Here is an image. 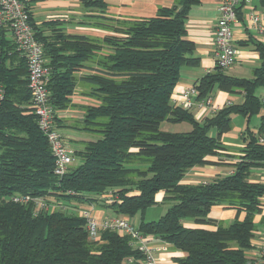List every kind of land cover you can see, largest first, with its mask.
Returning <instances> with one entry per match:
<instances>
[{"label":"trees","instance_id":"1","mask_svg":"<svg viewBox=\"0 0 264 264\" xmlns=\"http://www.w3.org/2000/svg\"><path fill=\"white\" fill-rule=\"evenodd\" d=\"M202 0H178L170 8H159L147 19L115 20L103 15L105 0H84L83 7L97 10L98 27L111 36L92 40L67 35L60 21L40 25L30 13L36 39L41 43L50 69L47 89L55 111L71 108L79 81L92 85L96 106L84 107L81 130L97 137L75 151L82 163L59 177L55 159L31 108L26 60L0 28V264H127L142 262L140 252L128 236L111 230L92 239L86 219L78 214L81 206L94 205L114 216L134 219L141 216L139 232L171 245L183 253L175 264H246L252 242L257 237L255 217L262 213L264 183L251 181L255 170L264 168V117L258 132L250 128L241 135L244 148L231 174L198 185L182 184L190 170L207 165L227 151L224 134L232 129V117L249 122L264 109V98L256 94L264 88V44L254 42L261 65L252 79L236 78L220 67L196 84L197 101L212 98L215 91L242 92V104L229 103L213 116L198 121L191 110L172 104V95L181 69L197 66L191 55L195 45L187 38L186 21L190 9ZM238 8L244 22L243 7ZM257 7L264 11V0ZM182 9V11H180ZM47 30L50 33L47 34ZM89 63L94 66L88 65ZM83 69L92 76L77 79ZM58 121V117H56ZM164 122L188 123L186 133L166 132ZM215 130L216 134L211 135ZM108 191L114 201L101 198ZM170 205L157 221L146 222L147 209ZM30 195L38 203H16L15 196ZM62 202L63 208L51 210ZM216 205L236 210L234 221L225 226L209 218ZM245 213L240 220L239 215ZM184 220L216 230L187 228Z\"/></svg>","mask_w":264,"mask_h":264},{"label":"crops","instance_id":"2","mask_svg":"<svg viewBox=\"0 0 264 264\" xmlns=\"http://www.w3.org/2000/svg\"><path fill=\"white\" fill-rule=\"evenodd\" d=\"M84 0H26L27 6L38 25L50 22L60 21L62 29L67 35L84 36L92 40H102L113 33L108 29L99 28L96 18L100 16L97 10H88L83 7ZM253 8L261 11L257 7L258 0H252ZM107 3L106 13L103 15L107 19L115 20H137L154 17L159 8H170L175 5L178 0H105ZM222 0H202L200 4L193 6L188 14L186 21L187 38L195 45V50L191 55L198 59L197 66H185L181 69L180 79L174 89L172 95V104L179 106L182 103V95L204 77L207 73L213 72L216 68L214 59L215 43L214 32L217 21L221 17ZM251 10L250 5L243 7L244 22L237 26L233 31L234 45L238 50L236 63L226 70V74L236 78L252 79L256 68L261 65V59L255 49L254 42L264 44V36L251 32L249 29L248 14ZM47 34L50 30L46 31ZM8 38L12 41V36L7 32ZM88 65L94 66L89 63ZM94 71L83 69L76 74L77 79L92 76ZM258 88L259 97L264 98V90ZM92 85L79 81L75 92L72 96V107L57 113L58 121L56 126L61 135L66 139V135L70 132L78 131L75 124L84 122V107L96 106L98 100L92 97ZM244 94L242 92L229 94L222 91H215L212 96V105L206 109H195L193 111L198 121H203L214 115V111L221 109L229 103L242 104ZM264 117V109L256 116L254 126H250L252 119L245 123L244 121L236 129V132H229L223 135L222 143L227 147V151L219 154L218 157L211 158V161H219L217 165H207L197 167L189 171L183 179L182 184L198 185L214 180L217 177L225 176L233 172L232 164L237 162L241 156V149L244 143L241 135L247 127L251 132L257 133L261 124V118ZM234 117H232L233 123ZM169 123V122H168ZM173 124V123H169ZM173 132L170 130H163ZM74 144L81 149H73L80 151L84 148L88 140L82 138H71ZM72 150V149H71ZM72 150V151H73ZM251 181L264 183V168L255 170L252 173ZM164 193L161 192L156 196L157 205L161 204ZM262 213L255 217V223L261 228L257 229L256 236L264 232V198L262 199ZM93 214L98 221H103L106 217H114L112 211L104 207L97 208L94 206ZM236 210L228 209L223 205H216L212 208L209 218L217 223L225 226L231 224L237 217ZM245 213L239 215L242 220ZM145 218V217H144ZM135 219V218H134ZM141 221V217H140ZM140 223V222H139ZM138 223V225H139ZM183 224L187 228H205L208 230H216L215 226L197 225L192 220H184ZM137 225V226H138ZM147 246L154 253V256L160 261L159 264H175L174 259L183 257V253L175 250L171 245L157 239L148 238ZM133 264H144L142 262H134Z\"/></svg>","mask_w":264,"mask_h":264},{"label":"built area","instance_id":"3","mask_svg":"<svg viewBox=\"0 0 264 264\" xmlns=\"http://www.w3.org/2000/svg\"><path fill=\"white\" fill-rule=\"evenodd\" d=\"M243 2L245 5L251 6L248 14L249 29L253 33L264 36V11L253 8L252 0H222L221 17L217 21L214 32V59L216 66L223 70L232 67L237 61L238 50L234 45L233 31L241 24L238 8ZM30 13L26 0H0V28L5 27L8 30L16 50L27 62L31 108L37 118L40 130L44 133L52 150L55 159L54 172L57 176L63 177L75 160L74 152L67 146L56 126L57 111L49 103L47 89L50 69L44 57L43 47L35 37ZM198 95L195 87L187 90L182 95V103L179 106L191 111L197 108L211 107L212 98L197 101ZM3 98L4 88L0 83V102ZM218 110H215L214 114ZM259 143L264 144V136L259 138ZM101 198L106 204H111L114 201V194L112 191H108ZM12 200L23 204L35 201L40 208H49L46 201L33 198L30 195L15 196ZM62 208V202H59L52 205L50 209L54 211ZM94 208V205L81 206L77 211L81 217L86 219V226L92 239H98L99 232L102 230H111L121 236H128L132 240V244L145 255L144 264H159L160 261L146 244L147 238L133 224V219L126 216H114L98 221L93 214ZM134 262L133 259H129L127 264ZM246 264H264V232L253 240Z\"/></svg>","mask_w":264,"mask_h":264},{"label":"rangeland","instance_id":"4","mask_svg":"<svg viewBox=\"0 0 264 264\" xmlns=\"http://www.w3.org/2000/svg\"><path fill=\"white\" fill-rule=\"evenodd\" d=\"M260 89V88H259ZM264 90V88H261ZM259 90L256 91V93H258ZM260 96L261 94L258 93ZM234 120H233V123H232V129H231V133L232 132H236V129L239 125L242 124V122L244 121V124L247 123V120L246 118L240 116V115H234ZM252 123L250 124V126H254L255 125V122L256 121V117L252 118ZM246 126V124L244 125ZM84 127V122H78L75 124V128H77L76 130L78 131H75L74 132H70V135H66V143H67V146H69L70 149H81L79 147H77L74 142L71 141V139H69L70 137L68 136H71V138H82L84 140H95L97 139L96 136L94 135H91L83 130H81V128ZM161 129L162 130H170V131H173V132H177V133H186V132H189L191 130V126L188 124V123H179V124H169L168 122H164L161 126ZM246 130V129H245ZM216 132L215 130L213 129L211 131V135H215ZM64 138V137H63ZM74 152V157H75V151L73 150ZM82 163V161L80 159H77L75 158L74 162L71 164V167L70 168H76L78 167L80 164ZM170 205L168 204H158V205H155L149 209H147L146 213H145V221L146 222H151V221H157L159 220L167 211V209L169 208ZM112 213V212H111ZM113 214V213H112ZM114 216V215H112ZM140 215L136 216L135 219L132 220L133 224L137 227L138 223L140 222ZM261 227L259 225H257V229H260Z\"/></svg>","mask_w":264,"mask_h":264},{"label":"water","instance_id":"5","mask_svg":"<svg viewBox=\"0 0 264 264\" xmlns=\"http://www.w3.org/2000/svg\"><path fill=\"white\" fill-rule=\"evenodd\" d=\"M180 11H182V9H180Z\"/></svg>","mask_w":264,"mask_h":264}]
</instances>
